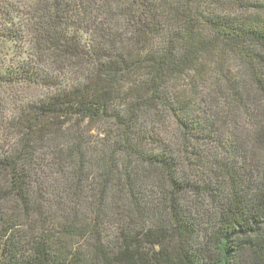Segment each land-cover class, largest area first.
I'll return each instance as SVG.
<instances>
[{"label":"trees","instance_id":"obj_1","mask_svg":"<svg viewBox=\"0 0 264 264\" xmlns=\"http://www.w3.org/2000/svg\"><path fill=\"white\" fill-rule=\"evenodd\" d=\"M216 52L245 75L195 107ZM0 56V264H264V0H0Z\"/></svg>","mask_w":264,"mask_h":264},{"label":"rangeland","instance_id":"obj_2","mask_svg":"<svg viewBox=\"0 0 264 264\" xmlns=\"http://www.w3.org/2000/svg\"><path fill=\"white\" fill-rule=\"evenodd\" d=\"M206 5H204L203 8H205ZM234 8V7H232ZM229 8V9H232ZM243 12L242 10L236 9V12H234V16L238 19L240 17V13ZM252 14V13H250ZM242 20V19H240ZM122 27L125 28L126 24L125 22L122 21ZM128 30V29H127ZM163 33V32H162ZM159 44H162V38H159L157 40ZM3 57L4 56H0ZM208 60L206 62L205 68L206 70L203 71V79L200 80L195 88V95L196 100L193 101V105L196 107V105L199 106H204L205 108H209L210 104L213 103L214 98L217 97V89L215 90V84L217 83L219 77L222 78V76H226L228 79L234 78L240 80L241 78L244 77L245 75V66L240 60V58L236 55H230L228 57H220L219 52L213 53L212 55L208 56ZM223 60V62H222ZM220 71H224V73H221ZM195 73L193 71L187 72L184 77H180L177 80L173 81L171 84L176 85V91L177 92H182L181 90H184V92L188 95L190 94V91L192 89V80L195 77ZM243 76V77H242ZM200 78V77H199ZM232 80V79H231ZM177 81V82H176ZM226 86V85H225ZM6 91H4V101L5 105L0 109V114H3L6 118L11 117V115L14 114V111L17 112V110L20 108V102L21 101H27L29 100V95L32 96V90L28 87H6ZM16 89V90H15ZM17 90L20 92V94L17 96ZM174 92V89L172 90ZM197 92V94H196ZM218 93V98L220 99V104L223 107H228L227 100H225V97H219ZM192 98V97H191ZM231 100V99H229ZM228 102L230 103V101ZM256 100V99H255ZM252 102L251 106L255 104L256 107H258V110L261 109L260 105L261 102ZM232 101V100H231ZM233 102V101H232ZM234 104V102H233ZM231 105V104H230ZM235 105V104H234ZM222 106H214L212 110L218 111L219 108L222 111ZM245 109L239 108V111L237 112L239 115L237 117H231L229 118V123H228V128H230V131L225 133L227 135H232L234 137L233 133H236L238 136H243L244 133H251L250 130L255 129V121L254 118L251 117L253 113H249L244 111ZM252 112V111H251ZM257 112V109L255 110ZM259 113V112H257ZM0 115V120H1ZM151 116L150 118H152ZM226 120H222V122H225ZM221 122V123H222ZM1 125V123H0ZM164 125L166 128H168V125H170V122H165ZM169 129V128H168ZM102 128L101 126H96L95 128H92L91 134L93 136V140L96 142L102 143L104 141L102 139L103 137V131H101ZM170 130V136L173 137L174 141L178 139L177 133L173 128L171 127ZM231 133V134H230ZM3 130L0 129V140L3 138L2 137ZM90 134V133H89ZM227 137H221V139H226ZM245 141V140H244ZM202 148L206 149L208 152H213L216 153L217 155H220L221 150L217 149L216 145L210 141L206 142V144L201 145Z\"/></svg>","mask_w":264,"mask_h":264}]
</instances>
